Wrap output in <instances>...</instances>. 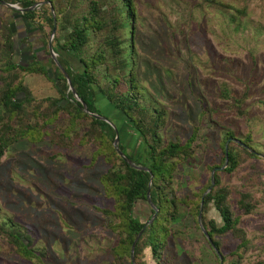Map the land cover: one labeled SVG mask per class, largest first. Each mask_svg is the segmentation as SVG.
<instances>
[{
	"label": "rangeland",
	"instance_id": "1",
	"mask_svg": "<svg viewBox=\"0 0 264 264\" xmlns=\"http://www.w3.org/2000/svg\"><path fill=\"white\" fill-rule=\"evenodd\" d=\"M35 1L41 3V0ZM56 1L61 7L72 3V13L77 17L87 11L89 4V0ZM133 2V49L128 48L131 43L129 18L116 34L124 41L126 56L135 64L141 103L150 110L163 109L166 122L160 136L164 144L171 141L184 144L192 139V157L179 162L173 173L174 194L199 201L202 194L203 197L208 193L210 175L215 169L219 185H213L210 191L223 188L228 192L226 205L238 221L237 228L249 241L241 264L264 261V0ZM121 6L120 0H108L103 8L115 17V8H120L122 13L118 14L120 18H116L115 25L123 17ZM10 9L0 3V55L7 25L13 36L14 62L34 67L37 58L48 72V79L36 73H11V78L18 74L30 93L32 104L28 121L37 124L40 122L38 114L32 112L37 109L36 105L60 96V82L53 83L56 73L47 53L50 35L46 38L35 24H27ZM53 15L55 17L54 10ZM99 40L100 37H92L83 56L90 55ZM60 54L73 71H81L75 57ZM2 64L0 59V74L5 76ZM96 94V107L118 132V145L122 144L125 153L132 154L138 161L143 148L139 135L118 110ZM67 122L68 116L59 113L51 125H43L41 134L36 133L34 140L29 137L18 140L0 157V221L11 219L21 230L28 231L34 238L33 247L44 254L40 259H22L12 245L0 238V264L130 262L129 257H124V263H119L109 251L117 242L116 232L112 230L115 220L103 210H113L114 200L104 194L99 182V176L106 172L108 165L102 156L96 155V142L88 143L80 138L88 127L86 120L78 122L65 143L59 141L57 136L60 137ZM104 130L109 132L106 127ZM226 132L234 134L236 139L232 141L236 145L255 155L250 157L238 145L230 144L240 162L230 174L223 172L225 164L221 161L222 147L229 142L223 144ZM247 137L248 146H245L241 141H246ZM243 193L253 198L255 206L250 213L237 206ZM187 210L179 206L176 219L169 225L173 234L163 263L230 264L236 261L235 250L242 253L237 249L239 239L231 232L217 237L219 259L203 233L206 230L201 220L202 207L199 221L198 216L187 215ZM203 214L205 222L221 223L212 203ZM133 215L140 222H146L151 216L150 207L138 201ZM134 263L157 264L149 249Z\"/></svg>",
	"mask_w": 264,
	"mask_h": 264
},
{
	"label": "trees",
	"instance_id": "2",
	"mask_svg": "<svg viewBox=\"0 0 264 264\" xmlns=\"http://www.w3.org/2000/svg\"><path fill=\"white\" fill-rule=\"evenodd\" d=\"M4 1L17 4L24 9L38 3L35 0ZM107 1L89 0L87 11L81 13L78 17L72 13L74 8L72 3L61 7L56 0H41V5L23 13L10 10L19 14L27 24H35L36 29L46 38L49 37L53 28L51 9L54 10L57 32L51 42L52 49L57 54V61L67 74L77 97L85 103L88 112L104 116L95 104L96 93H98L126 118L128 126L139 135L143 143L142 154L139 160L135 161L132 154L125 153L122 144H119L118 148L135 165L146 167L147 171L130 167L117 155L112 146L115 127L112 128L104 121L95 119L83 112L80 103L68 91L64 74L52 61L49 62L56 73V79L53 80V83L60 82L58 88L60 96L57 99H47L40 102L41 105H36L37 109L32 112H37L40 122L37 124L33 122L32 124L28 121L30 117L28 109L32 104L30 93L19 80L18 74L15 73L11 78V75H13L11 73L15 71L36 73L48 79V72L46 67L39 64L37 58L34 60L35 68L32 65L23 66L14 62L13 36L7 25L4 28V39H1L2 50L0 55V59L3 61L1 71L6 73L5 76L0 74V81L2 82L0 88V157L14 142L27 137L34 140L37 134L42 131L41 128L51 125L59 113L68 116L67 127L60 131V137L57 136L59 141L63 143L70 138L69 132L78 127L79 121H88V127L85 132H82L80 138L88 143L89 141L96 142V155L102 156L104 162L108 165L106 172L99 176V182L104 189V194L114 200L113 210H103L104 214L115 220L112 230L116 232L117 242L109 250L111 255L119 263H124V257L130 258V247L133 240L153 214L150 209L151 216L149 219L146 222H140L139 219L134 217L133 208L138 201L146 202V194L149 191L150 200L156 207L157 214L139 237L133 256L134 260L137 261L143 256V251L149 249L153 260L157 264H164V255L169 239L173 234L169 225L171 221L176 219L179 206H185L188 209L187 215L192 217L198 216L200 210V201L203 194L196 202L188 197H177L172 190L173 173L176 165L192 157L193 149L190 146L192 139L187 140L184 144L178 141L164 144L160 136L166 122L164 111L155 107L150 110L142 105V93L138 88L135 77V64L130 57L126 56L127 50L123 47L124 41L116 34L119 27L129 18L131 20V43L128 48L133 49L134 2L133 0H120L124 12L122 20L118 19L120 20L119 24L115 25L114 21L117 20V17L120 18L119 15L122 12H120V8H115L117 17L108 15L106 10L103 9ZM92 37H100L99 43L93 52L85 57L83 56L84 50L89 45ZM60 52L75 57L81 64V71H73ZM62 92L66 95L63 96ZM45 103H47L45 109H41ZM104 117L106 118V116ZM105 127L109 130L108 133L104 130ZM224 136L223 144L229 142L227 143V164L223 172L230 174L239 166L240 162L234 153V148L230 145L232 143L236 145L232 141L236 139L234 134L226 132ZM248 140L249 137L241 143L248 146ZM238 147L248 156H255L245 147L240 145ZM221 161L225 164L224 145ZM150 176L152 178L149 185ZM218 185L219 181L214 173V187ZM208 187L209 185L205 190ZM227 196L228 192L223 188L209 191L203 196L202 225L217 250L220 248L217 237L231 232L233 236L238 238L237 249H241L242 253L238 254L235 250L236 261L230 264H241L242 254L246 252L249 241L245 238L243 232L237 228L238 221L226 205ZM210 203L213 204L214 209L221 218L220 224L211 220L205 222L203 212ZM237 206L245 213H250L255 204L251 195L243 193L240 194ZM0 238L12 245L16 255L22 259H40L44 256L40 250L33 247L34 238L31 237L28 231L21 230L11 219L0 221ZM206 242L209 248L212 249L207 240ZM128 264H131V262ZM256 264H264V261H258Z\"/></svg>",
	"mask_w": 264,
	"mask_h": 264
},
{
	"label": "water",
	"instance_id": "3",
	"mask_svg": "<svg viewBox=\"0 0 264 264\" xmlns=\"http://www.w3.org/2000/svg\"><path fill=\"white\" fill-rule=\"evenodd\" d=\"M0 3L4 4L6 7L8 8H11L12 10L14 11H18L20 13H23V12H26V11H31L33 10L34 8H36L37 6H39L41 3H37L35 4L34 6H31L29 8H20L18 6H15V5H12V4H9V3H4L0 0ZM51 12H52V16H53V28H52V31L50 33V37H49V41L47 43V49H48V55L50 56V59L51 61L62 71V73L64 74L65 76V79H66V83H67V86H68V91L71 92V94L73 95L74 99L76 101H78L81 105V108L83 110L84 113L92 116L93 118L95 119H98V120H101V121H104L107 125H109L110 127L114 128L113 125L111 124V122L105 118L104 116L102 115H96V114H93V113H90L88 112L87 108H86V105L84 102H82L76 95L71 83H70V80L67 76V74L64 72V70L62 69V67L59 65L58 61H57V54L54 53L53 49H52V45H51V41L54 37V34H55V31H56V21H55V17L53 15V10L51 9ZM118 142H119V135H118V132L116 131L115 129V136H114V139H113V142H112V146L113 148L115 149L117 155L119 157H121L130 167L136 169V170H143V171H147V168L146 167H141V166H138V165H135L134 162H132L131 160H129L125 155L124 153L118 148ZM224 155H225V166L227 164V143H226V146L224 148ZM214 171L215 169L212 170L211 172V175H210V187L208 188V190L206 191L209 192L211 187L214 185ZM151 178L152 176H150V181H149V185H150V182H151ZM203 198V197H202ZM202 198H201V202H200V210H199V213H198V221L200 220L201 218V207H202ZM146 203L148 204V206L150 207V209L153 211V214L152 216L150 217V219L147 221L146 225L139 231V233L136 235L135 239L133 240L132 242V245L130 247V262L131 264H135L134 263V256H133V252H134V248H135V245L139 239V237L141 236L142 232L144 231L145 227L150 224L156 217V214H157V209L156 207L152 204L151 200H150V195H149V191H147V194H146ZM204 236L206 238V240L208 241V243L210 244V246L212 247V249L215 251L216 255L219 257L220 259V256H219V253H218V250L216 248H214L213 244H212V241L211 239L209 238L208 234L204 231Z\"/></svg>",
	"mask_w": 264,
	"mask_h": 264
}]
</instances>
